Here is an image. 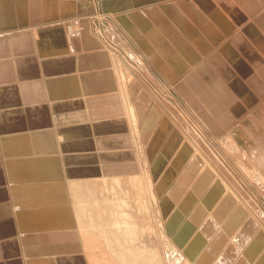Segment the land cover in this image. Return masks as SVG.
<instances>
[{
	"label": "crops",
	"instance_id": "0c3cea01",
	"mask_svg": "<svg viewBox=\"0 0 264 264\" xmlns=\"http://www.w3.org/2000/svg\"><path fill=\"white\" fill-rule=\"evenodd\" d=\"M97 14L126 18L139 46L155 50L152 73L167 67V85L154 73L158 84L139 76L131 86L136 140ZM263 25L264 0H0V264H90L71 183L167 166L177 107L190 109L205 132L216 124V136L234 139L244 121L237 117L249 118L246 106L255 105L239 83L230 82L235 97L221 104L214 125L185 96L178 105L161 91L175 92L178 73L215 74L221 67L207 59L224 57L226 43L239 55L240 41L253 40L240 38L245 28ZM205 101L208 112L214 103Z\"/></svg>",
	"mask_w": 264,
	"mask_h": 264
},
{
	"label": "rangeland",
	"instance_id": "374dc122",
	"mask_svg": "<svg viewBox=\"0 0 264 264\" xmlns=\"http://www.w3.org/2000/svg\"><path fill=\"white\" fill-rule=\"evenodd\" d=\"M95 18H98V20L101 18L104 21L114 24L117 22L119 26L124 29L126 28L125 24L129 22L126 18L120 20L117 15L114 16L113 14L105 17L97 14ZM263 29L264 25L256 26L254 29L251 26L245 28L246 31L242 32L240 38H243L245 35V39L249 37L253 40L240 41L239 55L237 48L234 45L232 48L226 43L223 47L225 53L224 57L214 59L212 60V63L207 59L206 65H219V67H221L215 74L199 73L184 75L178 73L175 77L176 83L173 79L170 81V85L174 87V89L172 88V90L175 91L174 93H177L178 96L183 97L184 99L186 97L192 109L197 112V115L201 117L202 121H205L209 125L215 124L217 116L221 113V104L225 101L229 102V98L235 97V94L231 91L233 88L230 84L231 81L237 82L244 87L245 90H243V93L246 94L249 92V97L250 99H254L255 105H252V102L249 106H246V109L251 108L250 112H252V116L245 118L246 113L242 111L239 114V117H237L239 122L242 119L244 121L240 123L241 125L237 127L236 131L232 132L235 133L234 139L230 134L229 136H223L221 134L216 136V133L218 132L216 124L211 128V132L206 129L207 135L203 128V133L201 135H195L189 122L197 123V120L195 119L197 116L187 107H182V110L178 107L176 108L181 113L176 111V120H173V124L176 128V134L174 136L176 139L174 138L168 142L169 145L167 146V150L170 154H167L166 161L169 160L167 166L165 162L163 165H160V168L157 167L154 169V162L152 165L149 164L147 167L141 168L151 176L153 185L151 186L149 184V188L147 187L145 189V197H150L151 194L153 199L147 204V211L146 209H143L139 213H132L130 210L132 209L131 203L130 206L127 207L128 210H126L130 215L132 214L133 219L136 220V222L138 221L139 228H144L143 232L139 230L134 245L136 248L137 246L141 247L142 250L149 248L154 256V260L157 258L155 260L157 263L153 260L156 264H187V261H189V264H214L224 255H228L229 258L226 260L222 258V262H224L223 264L226 262L227 264H239L240 256H238V254L245 256L247 254L246 249H248L250 245L255 248L256 252V259H253V261L256 260V264H264V261L258 259L264 254V190L258 191L248 177V173L254 168L259 169L264 175V57H260L261 55L263 56L261 51H264ZM116 31L119 32V34L121 33L120 35L130 44L132 41L134 46L130 47L126 41L120 38L123 42H121V45L119 46H117V44L116 47L114 42L107 40H111V38H107L106 40L111 44L110 50H112V54L115 53L118 56L122 54L126 57L128 56L127 54H130V57L128 58L131 59V64L133 63L132 65L137 66L134 62L140 60L139 68L133 66L134 69L139 72V74H136L137 78L140 76L145 82L158 84L159 82L156 81L155 77L156 74L157 79H161L162 81H160L167 85L168 79L162 74L163 71H167L166 65L163 63L158 65L160 72L158 70L154 72V74L151 71L152 69L150 68L151 65L149 62L154 61L156 64L159 62L157 57L153 59V55L151 56L150 54L152 51L155 53V50L151 49V46H139V42L131 36L134 32L136 34L135 30H133V33L130 35V32H126L123 29L120 30L116 24ZM110 32L113 31L110 29ZM258 32H261L262 35L258 34ZM109 33L106 34L109 35ZM127 39H130L131 41ZM160 45L161 48L166 51L164 43H161ZM229 46L232 50V55L227 57V48ZM140 50H142L143 53ZM141 54H144L147 57V61ZM113 66H115L114 63ZM232 66L236 67V69L232 70ZM185 76L187 84L183 81ZM135 81L136 79L131 80L129 85L131 94L133 92L131 86L135 84ZM208 82H210L209 85H211L210 89L205 84ZM175 84L177 87L176 90ZM156 92L159 94L157 90ZM239 95L238 92L237 98L241 99L242 95ZM206 96L210 97L214 103V105L207 106V108H210L208 112H206ZM160 97L163 99L164 96L162 97L160 95ZM167 100L170 101L169 98ZM179 100L177 97L175 103ZM177 104L180 105L179 102ZM128 118L131 128L132 120L129 116ZM147 119L151 120V117L148 116ZM138 129L139 127L137 126L136 133L132 134L134 140L139 138ZM189 130L192 132H189ZM186 134L189 136H186ZM162 147L163 146H159L157 150L161 152ZM219 155L225 158L227 165L220 161ZM206 164H208L212 169V172L216 173L220 178L215 179L219 182V185L223 186L222 181H224L228 186V190H224L225 193L212 184L202 183L203 179L201 177V170ZM97 178L100 177L79 181L76 183L78 184L76 187L72 186L75 206H77V203L85 200L90 206V216L92 217L97 214L99 208L96 207V205L100 201H104L107 204L108 201L106 199L122 197V192L115 195L116 197H113L116 191L129 189V185L125 184L126 180L128 181L129 179H126L125 181L123 180L121 186L116 185V191L115 189H110L108 191L101 188V183L99 182L100 179ZM214 178L216 177L214 176ZM180 180L182 185L180 186L179 183V185L176 186V183ZM117 188L120 189L117 190ZM170 189H173V192H170L169 195L168 191ZM127 192L129 195L132 194V192L129 193L130 191ZM165 194L169 198L164 204L162 203V200L164 199L163 197ZM202 199L207 203L206 212L205 210L200 211L198 207V204ZM190 211L195 212L198 218V222L196 223L198 226L191 223L192 221L189 217ZM172 213H174V215L170 216ZM210 213L220 216L219 222L215 226H212L213 218L210 216ZM85 220H87V217L84 218V216H82L81 221ZM92 220L97 221L96 218H93ZM98 221L104 222L98 228H102L105 232L104 235L107 236L103 238V236H99L98 233H95V240L92 241L90 237H87L88 242H86V236L82 232L83 241L85 243V254L89 257L90 261L95 257H98L97 260H101L104 256L103 261L107 264H124L117 256L112 254V251L118 250V247H113L112 245L107 244L108 242L113 244V235L108 233L109 217L104 216L102 220L98 219ZM149 222H152L153 224ZM191 225L193 226L191 227ZM83 226V223L80 224L82 231L84 229ZM147 226L148 228L149 226H152V229L149 231L148 228L146 229ZM153 228L156 234L152 231ZM204 228L208 241L216 244L213 246H215L214 249L216 251H214V253L217 259L215 257L211 261L200 260V257L204 252L203 250L208 246L205 245V241H203L204 238L200 235V231ZM145 229L148 231H145ZM179 231H184L185 233L180 234ZM247 239L248 244H246ZM145 243H149V245H145ZM237 245L243 246L239 247ZM234 247H236L235 252L237 254L232 251ZM237 256L238 258H236ZM262 260H264V258ZM247 261L249 262L248 259ZM154 262H152V264H155ZM99 264L102 263L100 262Z\"/></svg>",
	"mask_w": 264,
	"mask_h": 264
},
{
	"label": "bare ground",
	"instance_id": "6f19581e",
	"mask_svg": "<svg viewBox=\"0 0 264 264\" xmlns=\"http://www.w3.org/2000/svg\"><path fill=\"white\" fill-rule=\"evenodd\" d=\"M138 13H140V15L143 17V15L141 14V12L137 11ZM135 13L134 16L135 17V20L138 21V17L136 15V12H133ZM98 22V26L99 28L97 29V31L99 32L100 36L102 37V41L105 43L106 47L110 49L111 47V44L108 42H114L115 43V46H119L121 45L120 43L123 42L121 41L124 40L126 41L120 34L119 32L116 31V24L119 25L117 22L114 23H110L108 21H104L102 20L101 18H99V20H97ZM124 31L128 32L127 30H131L132 27L131 26H126V28L124 29L123 27H121ZM110 29L113 31V32H110ZM111 35H110V33ZM106 33H109L106 34ZM98 34V35H99ZM107 38H111L110 39H107ZM121 38V39H120ZM108 41H107V40ZM127 40H130V39H127ZM131 41V40H130ZM127 42V41H126ZM109 43V44H108ZM130 47L134 46V44L132 43L131 41V44L129 42H127ZM116 46V47H117ZM121 47V46H120ZM127 47V46H126ZM115 48V47H114ZM119 49V48H118ZM121 49V48H120ZM126 49V48H125ZM135 50V49H134ZM112 51V50H110ZM132 51V50H131ZM142 52V50H140ZM143 53V52H142ZM152 57H157L156 55H154L153 53H150ZM128 56H123L122 54H120L119 56L115 53L112 54V60H113V63L115 64L114 66V69H115V72H116V77H117V82L119 83V90H120V93H121V96L123 97V100H124V103H125V111H126V114L127 116L130 117V119L132 120V123H131V132L132 134L136 133V129H137V125H136V108H135V104L132 103L131 101V97H132V94H131V90L129 88V85H130V82L131 80H134L135 77H137V70L134 69V67H137L139 68V61H136L134 62V64H136L137 66L135 65H132L131 64V59H129L128 57H130V54H127ZM142 57L147 61V57L144 55V54H141ZM139 57V56H138ZM140 59V58H138ZM142 63V62H141ZM134 66V67H133ZM142 73V72H141ZM146 76V75H145ZM158 81V80H157ZM156 86V85H155ZM163 96L166 98V99H170L174 102H176L177 100V94H175L174 92H171L170 90L168 89H164L163 91H161ZM118 93V92H117ZM177 96V97H176ZM133 99V98H132ZM180 98L178 97V100ZM181 101V100H179ZM178 101V102H179ZM177 102V103H178ZM199 122V121H198ZM150 123V124H149ZM190 124V127L192 128V130L194 131L195 135L199 136L203 133V130H202V127L197 124V123H191L189 122ZM151 126V120L150 119H146V121L144 122V127H147V128H150ZM147 132V131H146ZM192 132V131H190ZM149 133V132H148ZM158 137V136H157ZM225 143V142H224ZM154 145V144H153ZM227 146V145H226ZM216 155V154H215ZM217 156V155H216ZM234 156V155H233ZM220 157V158H219ZM219 159L220 161H222L223 163L226 164L225 162V158L221 155H219ZM234 158V157H233ZM239 160V159H238ZM241 161V160H240ZM227 165V164H226ZM158 167V163L156 162L155 165H153V168L156 169ZM208 169V170H207ZM140 171V172H139ZM138 173H128V174H124V175H111V176H101L100 178H97V179H100L99 182L101 183V188L105 189V190H112V189H115L116 191V188L115 186L116 185H120L121 186V183L122 181L126 180V179H129L128 181L126 180L125 184H128L129 185V189H122L124 191H116V193L113 195V197H116L115 195L119 194L120 192H122V197H116V199H106L108 201V203L106 204L104 201H100L96 207H98V212L97 214H95L93 217L90 216L91 215V209H90V206L89 204L83 200L81 201L80 203H77V206H75V209H76V213H77V217H78V221L80 224H84V229L83 231L81 230V232L84 233V235L86 236L85 239H86V242H88V238L87 237H90L91 240H95L94 238H96V235L95 233H98L99 236H103V238H105L107 235H104V230L101 228H98L102 225V223L104 222H100L98 221L99 220H102L104 218V216H108L110 221H109V228H108V233H111L113 235V238H112V242H108L107 244L108 245H112L113 247H118V250H113L112 251V254H114L115 256L118 257L119 260L122 261V263L124 264H152V262H154V256L153 254L151 253V251L149 250V248H147L146 250L145 249H141V247L136 246L134 245V242L135 240H137V234H139V230L140 231H144V228H139L138 226V221L136 222V220L133 219V216L132 214L130 215L129 212H127L126 210H128V206H130V203H131V206H132V209L131 212L132 213H139L141 212L143 209H146L147 207V204L149 203V201H151L153 199V196H151L150 194V197H145L146 193H145V189L148 187L149 188V184L151 186L152 185V178L151 176L144 171V169H139L138 168ZM212 172V169L208 166V164H206L205 166H203L202 170H201V177H202V183L204 184H212L213 186L215 187H218V189H220L222 192H224V190H228V186L225 184L224 181H222L223 183V186L219 185V182L215 179H218L219 177L217 176L216 173ZM248 177H249V180L252 182L253 186L258 190V191H261V190H264V175L263 173H261V171L259 169H256L254 168L252 171H250V173H248ZM216 178H214V176ZM220 179V178H219ZM110 182V184H109ZM78 182H73L71 183V188L72 186L73 187H76L78 184H76ZM180 183V186L182 185V182L181 180L178 181V183H176V186H178ZM225 185V186H224ZM209 186V185H208ZM212 186V187H213ZM120 189V188H119ZM117 188V190H119ZM132 189V190H131ZM102 190V189H101ZM150 190V189H149ZM114 191V192H115ZM127 191H130L129 193L132 192V194H128ZM148 191V190H147ZM152 192V191H151ZM170 192L172 193L173 192V189H170L168 191L169 195H170ZM221 192V193H222ZM150 193V192H149ZM225 193V192H224ZM223 194V193H222ZM72 195H73V192H72ZM144 195V196H143ZM153 195V193H152ZM229 196H231L230 194H228ZM156 196V195H155ZM152 197V198H151ZM232 197V196H231ZM164 199L162 200V203H166V200L169 198L167 197V195L165 194ZM155 199V198H154ZM221 199V198H220ZM104 200V199H103ZM148 200V201H147ZM192 200V199H191ZM236 200V199H235ZM156 201V200H155ZM195 201V200H194ZM147 202V203H146ZM154 202V201H153ZM157 202V201H156ZM223 202V201H222ZM155 203V202H154ZM197 203V202H196ZM103 206V207H101ZM149 206V205H148ZM105 207V208H104ZM153 207V206H152ZM198 207H199V210H205L206 212V209H207V203L205 200H201L198 204ZM95 208V207H94ZM131 208V207H130ZM15 209H18V205H15ZM106 210H107V214H106ZM210 210V209H209ZM93 211V210H92ZM145 211V210H144ZM147 211V209H146ZM216 212V211H215ZM190 215V219H191V223L193 225H197L196 224L198 222V218L195 214V212L193 211H190L189 212ZM208 214V213H207ZM146 215V214H145ZM174 213H172L170 216H173ZM84 216L87 217V220L85 221H81V217ZM210 216L213 218V224L212 226L214 225H217L218 222H219V219H220V216H217L216 214L214 213H210ZM181 217V216H180ZM205 217V215H204ZM93 218H96L97 221H93L92 219ZM180 219V218H179ZM151 220V219H150ZM170 220V219H169ZM174 220V219H173ZM140 222V221H139ZM170 222V221H169ZM149 223H152V222H149ZM180 223V222H179ZM87 224V225H86ZM141 224V223H140ZM144 224V223H143ZM153 224V223H152ZM156 224V223H155ZM199 224H202V223H199ZM148 225V224H147ZM150 225V224H149ZM191 225V227L193 226ZM148 228V226L146 227V229ZM145 231H148L146 230ZM149 231L150 229H152V226H149ZM162 229V228H161ZM183 230V229H182ZM154 233V228L152 230ZM180 232V231H179ZM221 232V231H220ZM107 233V234H108ZM153 233V234H154ZM162 233V232H161ZM181 233H185L184 231H181ZM152 234V233H151ZM156 234V233H155ZM160 234V233H159ZM217 234V233H216ZM163 235V233H162ZM200 235H202V238L203 241H205V245L207 246V248L205 250H203L204 252L202 253L201 257H200V260H213V258H215V253L214 251H216L214 249L215 246L213 245H216L215 243H210V241H208L207 237H206V233H205V228L200 231ZM167 236V235H166ZM180 236V235H179ZM216 236V235H215ZM233 236V235H232ZM150 237V236H149ZM186 237V236H185ZM214 237V236H213ZM136 238V239H135ZM142 238V237H141ZM155 238V237H154ZM163 238V237H162ZM201 238V239H202ZM217 238V237H216ZM147 239V237H146ZM150 239V238H149ZM235 239V238H234ZM143 240V239H141ZM151 240V239H150ZM155 240V239H154ZM153 240V242H154ZM156 242V241H155ZM167 242V241H166ZM137 244V243H136ZM142 244V243H141ZM156 244V243H155ZM167 245H169L168 243H166ZM246 244H248V239L246 241ZM140 245V244H139ZM145 245H149V243H145ZM173 245V244H172ZM252 245H256V244H252ZM154 246V244H153ZM239 247L243 246V245H237ZM247 246V245H245ZM150 247V246H148ZM152 247V245H151ZM143 248V246H142ZM155 248V247H154ZM244 248V247H243ZM153 249V248H152ZM236 250V247L233 248V253L237 254L235 252ZM239 250V249H238ZM145 253H144V252ZM154 251V250H153ZM152 251V252H153ZM157 251V250H156ZM199 251V250H198ZM246 252L247 254L245 256H241L238 254L239 257V264H256V260L253 261V259H256L255 255H256V252H255V248L251 247V245L249 246L248 249H246ZM258 252V251H257ZM264 252V251H263ZM232 253V254H233ZM240 253V252H239ZM102 254V253H101ZM147 254V255H145ZM243 254V253H242ZM92 256V255H91ZM238 256L236 258H238ZM259 256V254H258ZM257 256V257H258ZM104 257V256H103ZM101 258V260H97L98 257H95L93 258L91 261L89 259V262L90 264H99L100 262L102 264H107L105 263L103 260L104 258ZM156 257V255H155ZM248 257V258H246ZM260 257V256H259ZM224 260H226L227 258H229L228 255H224L222 257ZM222 258L219 259L218 261H216V263L214 264H223L224 262H222ZM264 258V254L261 255L260 258V261H264L262 260ZM217 259V257H216ZM247 259L249 260V262L247 261ZM154 260V261H153ZM106 261V260H105ZM238 261V260H237ZM259 261V262H260ZM92 262V263H91ZM157 263V261H155ZM154 262V263H155ZM257 262V263H259ZM155 263V264H156ZM191 263V262H190ZM109 264V263H108ZM187 264H189V261H187ZM202 264V263H201ZM227 264V262L225 263Z\"/></svg>",
	"mask_w": 264,
	"mask_h": 264
}]
</instances>
